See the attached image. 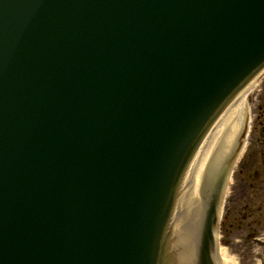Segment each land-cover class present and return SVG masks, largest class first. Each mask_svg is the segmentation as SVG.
I'll return each instance as SVG.
<instances>
[{
    "label": "water",
    "instance_id": "95a60500",
    "mask_svg": "<svg viewBox=\"0 0 264 264\" xmlns=\"http://www.w3.org/2000/svg\"><path fill=\"white\" fill-rule=\"evenodd\" d=\"M262 69L264 0H0V264H212Z\"/></svg>",
    "mask_w": 264,
    "mask_h": 264
},
{
    "label": "flooded vegetation",
    "instance_id": "af4514ba",
    "mask_svg": "<svg viewBox=\"0 0 264 264\" xmlns=\"http://www.w3.org/2000/svg\"><path fill=\"white\" fill-rule=\"evenodd\" d=\"M250 96L254 116H246L215 185L200 194L201 225L211 204L217 212L214 264H222L221 248L232 264H264V72Z\"/></svg>",
    "mask_w": 264,
    "mask_h": 264
},
{
    "label": "rangeland",
    "instance_id": "374dc122",
    "mask_svg": "<svg viewBox=\"0 0 264 264\" xmlns=\"http://www.w3.org/2000/svg\"><path fill=\"white\" fill-rule=\"evenodd\" d=\"M260 86V85H259ZM259 86H256L254 89L257 90L259 88ZM246 103H247V113H248V116H254L253 114H255V111H254V103L251 99V96L250 94L249 95H246Z\"/></svg>",
    "mask_w": 264,
    "mask_h": 264
},
{
    "label": "bare ground",
    "instance_id": "6f19581e",
    "mask_svg": "<svg viewBox=\"0 0 264 264\" xmlns=\"http://www.w3.org/2000/svg\"><path fill=\"white\" fill-rule=\"evenodd\" d=\"M250 89L247 91V94L249 93ZM219 257L221 259L222 264H232L231 258L228 257L227 253L225 252V250L223 248H221L219 251Z\"/></svg>",
    "mask_w": 264,
    "mask_h": 264
}]
</instances>
